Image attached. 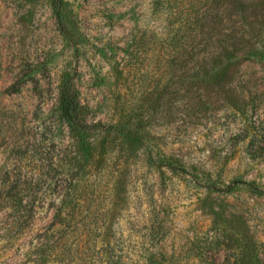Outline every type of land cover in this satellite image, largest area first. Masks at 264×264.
<instances>
[{"label": "rangeland", "instance_id": "374dc122", "mask_svg": "<svg viewBox=\"0 0 264 264\" xmlns=\"http://www.w3.org/2000/svg\"><path fill=\"white\" fill-rule=\"evenodd\" d=\"M5 183L0 264H264V0H0Z\"/></svg>", "mask_w": 264, "mask_h": 264}, {"label": "trees", "instance_id": "16d2710c", "mask_svg": "<svg viewBox=\"0 0 264 264\" xmlns=\"http://www.w3.org/2000/svg\"><path fill=\"white\" fill-rule=\"evenodd\" d=\"M58 109H59L60 117L62 119H64L66 122L70 124L79 125L77 96L69 82H64L61 86L58 97ZM10 191H13L12 193H16V190L14 189L13 185H6L5 183L2 184V186H0V209H5L8 207L7 199L8 196L10 195L9 194ZM20 206L24 207L21 204V202H19L18 200H15L13 205L9 206L13 208L16 214L13 219V223H12L13 226L15 225L20 226V220H19L20 215L17 213L18 207ZM52 242H54V238L52 234L49 235H47L46 233L43 235L38 234L35 237V241L33 245L31 244L32 247L31 252L34 255L31 261L45 260V256L47 255L48 249L50 248Z\"/></svg>", "mask_w": 264, "mask_h": 264}]
</instances>
